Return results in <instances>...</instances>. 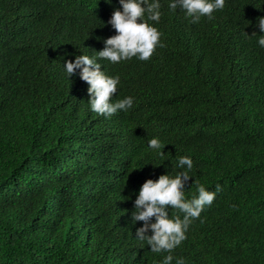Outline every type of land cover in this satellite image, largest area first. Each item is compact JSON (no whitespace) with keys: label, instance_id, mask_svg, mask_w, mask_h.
Returning a JSON list of instances; mask_svg holds the SVG:
<instances>
[{"label":"trees","instance_id":"trees-1","mask_svg":"<svg viewBox=\"0 0 264 264\" xmlns=\"http://www.w3.org/2000/svg\"><path fill=\"white\" fill-rule=\"evenodd\" d=\"M160 3L149 60L101 61L120 77L113 100L134 97L106 117L63 63L97 55L119 0H0V264H162L169 253L135 237L134 200L182 155L187 198L221 190L172 264H264V0H226L198 23Z\"/></svg>","mask_w":264,"mask_h":264},{"label":"clouds","instance_id":"clouds-1","mask_svg":"<svg viewBox=\"0 0 264 264\" xmlns=\"http://www.w3.org/2000/svg\"><path fill=\"white\" fill-rule=\"evenodd\" d=\"M112 0H108L111 3ZM226 0H169L168 7L184 12L192 23L200 22L202 17L211 19L215 11L225 7ZM107 22L115 30V34L103 40L104 47L97 51L96 56L80 54L74 60H67L64 69L68 78L77 73L89 85V105L93 112L111 117L119 111L127 112L134 106V97L125 96L113 100L120 84L119 75H109L102 68L103 60L112 64L136 57L147 61L157 46H163L162 33L154 24L159 22L162 12L160 0H119ZM259 47L264 48V16L259 17ZM256 33V32H254ZM164 144L159 137L153 136L148 147L160 156L164 155ZM160 165V164H158ZM180 171L170 174L168 171L158 178H147L140 186L134 200L132 221H143L136 229L135 237L146 241L154 253L168 252L162 264H172V250L181 245L187 238V231L194 218H199L205 207L210 206L221 190L217 184L215 190L197 183L196 194L186 197L185 185L190 181V171L194 167L191 156L182 155L176 164ZM169 207L179 209L183 217L169 215ZM150 233V234H149ZM176 264H186L183 257L176 258Z\"/></svg>","mask_w":264,"mask_h":264}]
</instances>
